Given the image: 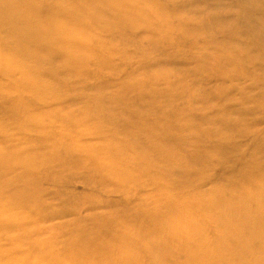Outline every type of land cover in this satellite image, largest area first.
Returning a JSON list of instances; mask_svg holds the SVG:
<instances>
[{"label": "bare ground", "instance_id": "obj_1", "mask_svg": "<svg viewBox=\"0 0 264 264\" xmlns=\"http://www.w3.org/2000/svg\"><path fill=\"white\" fill-rule=\"evenodd\" d=\"M221 2L210 3L221 8ZM206 7L179 3L170 11L155 0H0V99L5 103L0 119V264H30L24 254H16V248L40 238V224L51 222L41 212V206L51 208L45 204L48 195L38 186V178L70 171L94 177L99 185L114 183L126 195L119 203L125 206L126 217L139 216L138 225L146 223L153 233L140 227H114L120 216L117 209L107 213L98 209L89 216L60 210L53 216L65 221L51 226L52 234L60 235L59 247L52 249L59 255L43 248L48 247L41 242L46 240H36L41 243L32 245L38 264H226L238 251L245 253L248 263L264 264V132L261 140L241 147L234 144L233 131L219 130L220 126L214 130L212 119L194 114L216 102L233 125L253 117L245 126L256 128L254 115L262 106L253 91L261 80L252 74L247 83L237 72L261 64L262 57L251 54L253 45L239 55L244 41L224 30L198 45L194 33L202 22L182 15L183 11L207 13ZM232 7L245 21L237 28L248 32L249 39L264 41V0H239ZM213 14L208 13V19L225 29L217 18L220 13ZM127 32L144 34L150 45V51H141L139 40H134L142 55L135 63L129 62L124 48L102 40L115 36L121 45ZM183 44L201 59L215 60L211 66L217 68L218 81H213L211 90L203 87L209 76L188 87V73L177 63L165 64V59L174 60L166 50ZM111 57H121L119 64H130L129 71L115 74ZM88 66L97 68L91 75L107 78L104 87L77 86L75 79ZM228 77L232 82L228 94L212 98L216 90L225 88L220 81ZM65 83L69 90L63 94L60 88ZM160 83L164 90L158 89ZM184 90L192 108L189 114L169 106ZM76 104L80 111L75 115L70 109ZM229 115L217 117L222 127ZM56 119L65 123L53 125ZM115 128L123 139L108 136ZM77 134L96 140L77 144L73 141ZM118 141L133 144L135 156L124 155ZM174 153L184 157V171L172 168L179 164ZM223 153L230 155L224 163L216 159ZM217 166L222 167L214 180L217 185L204 194L193 181L204 176V169ZM41 168L48 171L41 174ZM162 171L171 175L169 183L176 187L175 207L158 197L155 186L165 183L158 180ZM181 175L188 179L186 184L177 180ZM149 201L156 203L151 207ZM30 212H37V219ZM240 223L244 233L232 234L231 227ZM247 239L248 247L243 246Z\"/></svg>", "mask_w": 264, "mask_h": 264}, {"label": "rangeland", "instance_id": "obj_2", "mask_svg": "<svg viewBox=\"0 0 264 264\" xmlns=\"http://www.w3.org/2000/svg\"><path fill=\"white\" fill-rule=\"evenodd\" d=\"M212 0H155V3L158 6L161 7H165L167 10L173 11L175 9V7L179 4V3H187L188 5H195L198 3L201 4H206V12L207 13H195V12H188V11H183V17L186 19H190V20H196V21H201L202 23H200L201 25L195 29V36H199L197 37V40H199L198 45L201 44H205L206 41H208V39L212 38H216V35H219L220 31L224 32H228L229 34L232 33H236V35H238L237 37L242 39L244 41V44L247 45V47L244 46L243 43H241L240 46V50L238 51L239 55L245 54L246 51H248V49L252 46L251 48V54H255L257 55L258 59L259 56L261 55L262 60H261V64H255L251 66L250 70H247L246 68H240L237 72V75H239L241 78H244V82H249V75H257L258 78H260L261 82L260 85L258 86V88H256L253 91V98L258 99L259 103L261 104L262 108H261V112L257 111L254 115V118H257V126L256 128H252V127H246L245 125L249 124L250 122H252V118L253 117H247L245 119L244 123H240L237 122L235 125H233L232 123V118L229 114H225L226 112L223 111L220 108V105L216 102H212V104L205 106L204 108H202L201 110H199L198 112H195L194 114L199 116V117H203V118H210L212 119L211 121V127L215 129H217V126H220L219 130L221 129H226L229 133H231V131H233V142L234 144H237L241 147H246L248 145H253L256 140H261V137L263 136L262 132H264V41H259V40H252L251 38L249 39V35L248 32H244V29L240 30L239 28H237V26H242L243 24H245L244 21V17L243 14H241L238 10H235L232 5L236 2H238L239 0H222L221 3L224 4V6H222L221 8H218L216 6H214L215 3H210ZM217 5V4H216ZM220 9V10H219ZM208 13H220L218 14L219 16H217V18H220V20H222V22H224V28L226 29H222V26H218L215 22H213L211 19L209 18ZM243 13V12H242ZM213 14V15H214ZM199 24V23H198ZM237 29V30H236ZM197 31V32H196ZM105 38H102V40L109 44V45H113L114 47L118 48V49H122L124 48L126 51V54L128 56H130V61L138 62L142 55L139 53L137 46H139L138 48L141 51H150V45L148 44V39L147 36H144V34L140 35V34H133V33H124L123 34V43L121 45H119L120 43H117L116 41H119L117 37L113 36V37H107L104 36ZM221 38V36H220ZM134 40H139L138 41V45H135ZM251 40V41H249ZM189 41V40H188ZM113 42V43H112ZM121 42V41H119ZM187 47H189L188 44H183L181 46H177L174 49H168L167 51V55L169 57H174V60L172 59H165V64H167L169 67L170 65H172L173 63H177L180 65V67L178 66V68L184 71V73H188V76L186 77V81L190 84H188L187 86L189 87L192 84H199L200 82H202V80L206 77H210L211 79H209L204 85V89L205 90H211V88L214 87V82L217 84L218 81V76L216 74L217 68H215V66H211V64L213 62H215L214 59L211 60H203L200 57H198V53L197 51H193L194 49L190 48L188 49ZM117 49V50H118ZM175 50V51H174ZM120 52V50H118ZM236 53V51H235ZM237 54V53H236ZM156 54H153L152 57L154 58ZM113 59V62L115 64V66L112 67V69L114 70V72H116L115 74H123L124 72L129 71V65H120L119 64V60L121 57H111ZM155 59L159 60L157 57H155ZM221 60V58H220ZM219 60V61H220ZM184 62L183 64L181 62ZM133 66V65H132ZM152 66V65H151ZM220 66H222L220 64ZM153 68V67H152ZM97 68L94 66H88L86 68V72L80 73L79 76L75 79V83L77 84L78 87L81 88H85L89 89L90 88V84L91 86H97L99 85V87H104V81L107 79L104 77V75H102V77H100V75L96 76V75H91L94 72L96 73ZM155 71V70H154ZM205 72V73H204ZM217 77L214 78V74ZM121 76V75H120ZM115 78V77H114ZM231 77L225 78L223 80H221L220 82H223L225 84V88L221 91V90H216V93L214 95V97L212 98H218L220 97V95H227L229 92V82H231ZM119 80L118 77L115 78V82H117ZM145 81V80H144ZM206 81V80H205ZM214 81V82H213ZM232 83V82H231ZM68 85L65 83V87L64 88H60L62 93L65 94V91H68L69 87H67ZM165 85L163 83L158 84V89L159 90H164L165 89ZM186 88V87H185ZM187 89V88H186ZM187 90H184L180 96L176 97L174 100L170 101V107L176 109V112H182L183 109H186V111L188 112V114L190 113V109H192L191 107L188 108V94L186 92ZM68 95L74 96L71 93H68ZM241 97V95L236 96V99H239ZM166 105V103H165ZM254 105V104H253ZM4 107H5V103L2 99H0V119L3 118L4 116ZM34 107L36 109H38L37 105H34ZM72 112L75 113L80 111V105L76 104V106H72V108L70 109ZM74 110V111H73ZM228 110V108H227ZM232 110L236 111L237 107L235 105L232 106ZM43 112H47V109L42 110ZM165 111V110H164ZM263 112V113H262ZM220 113L226 115H229L226 118V122L227 125L225 127H222V122L218 121L217 117H219ZM262 113V114H261ZM210 115H212L210 117ZM222 116V115H221ZM53 125H62V123L64 124L65 122H62L61 119H56V120H52ZM43 127L45 129H48V125H43ZM80 125L78 126V131L77 133L80 132ZM252 129L253 131L249 132L248 129ZM245 130L246 133L244 134L243 132H241L240 130ZM85 131L84 127L81 129V132ZM238 131V132H237ZM78 136V134L76 135ZM108 136H113L118 137L119 140L123 139L121 136H119V131L115 128L113 129V131L111 132V135ZM96 137L95 136H88V135H84V136H78L76 139L75 137L73 138V141L76 142L77 144H85V143H90L93 142ZM116 139V138H115ZM117 140V139H116ZM205 140V139H204ZM70 141V142H73ZM73 142V143H74ZM203 142H207L206 140ZM118 143L121 145V148L124 149V155L127 156H131L134 157L135 156V152H134V145L129 144V143H123L121 141H118ZM208 144H210V142H208ZM112 145L114 146V150L116 149V141H114L112 143ZM108 153V154H107ZM105 154L106 156H109V152L108 150H105ZM97 154L94 155V157H96ZM229 154L227 153H223L220 154L216 159L221 161V162H226L229 160ZM109 158H114V157H109ZM174 160H177L179 162L178 165L172 166V168H176V169H185V159L183 156H181L178 153H174L173 155ZM122 158H119L118 163L120 166V162H121ZM46 168H41V170L39 172H41V174H45L47 170H45ZM221 169L222 167L217 166L216 168H208V170L204 169L203 173L204 176L202 178H198L195 179L193 181V185H197V183H199L200 187L199 189L206 194L210 193L212 190L215 189V185L216 182L214 181L216 176H219L221 174ZM181 171V172H183ZM58 173V172H57ZM131 174V172L129 173ZM212 179V180H211ZM158 180L159 182H165L167 183V185H165V183L161 186L157 185L155 186L156 190L157 187L159 189V193H158V197L159 198H163L164 201L168 204H171L175 207L174 203L177 194L175 193V189L176 187H173L169 182L173 181L171 175H167L166 172L162 171L161 174H159L158 176ZM177 180L181 183V184H186V180H188L187 178H185V176L181 175L180 178H177ZM238 181V178L236 179V182ZM97 179H95L94 177H90V176H86L83 173H76V171H70V173H63V174H56V176L54 178H50V176H44L42 178H38V186L43 189V191L46 192V194L48 195V199H45V204L47 203V205L51 208V209H47L44 206H41V212L43 213V216H49V221L51 222H45L40 224L41 226L38 227V233H39V237L40 238H33L31 240H27L25 244L23 245H19L18 248H16V254L19 255H25V260L27 261L26 263H30L32 264H38V258L36 256V253L34 252V244H36L37 246H39L41 243L39 241L36 240H46V242L41 241L43 244L45 243L48 247H43L45 250L46 249H50L51 250V254L53 255H59V251L57 250H52V249H57V247H59V243L61 242L60 238H59V234L56 232L51 231V226L52 225H57L62 223L63 221H65V219L62 216H59L58 218H54L53 214L54 212L60 211L58 213H69V214H75L76 216L82 215V216H89L90 214H92V212L94 210H101V211H105L106 213L109 210L112 209H117L120 212V216L117 217L114 221V227H119L120 229L124 230L125 228H139L140 227V231H143L144 233L150 234L153 233L151 230V227L148 226L146 223L141 227L138 225V218L139 216H129L126 217V210H125V206L120 205L119 203L122 202L124 200V198L126 197L125 194L121 193L120 190H117V187L114 185V183L112 184H98L97 183ZM61 190V191H60ZM146 190L143 191V197L145 198V194H146ZM184 196H188V193H186ZM204 200V198H203ZM152 202L149 201V204H151ZM156 201H154L151 205V207H153L155 205ZM192 203V202H191ZM119 204V205H118ZM185 205H189V201L187 202V204ZM156 209V208H154ZM100 212V211H99ZM147 213V212H146ZM142 213H140L141 215ZM147 215V214H144ZM29 216L31 218H35L37 219V217L39 216V214L37 212H30ZM53 218V220H51ZM169 218V217H167ZM166 218V219H167ZM42 221V220H41ZM146 221V220H145ZM96 221H94L95 223ZM99 225H96L94 227H98ZM124 227V229H123ZM128 231V233L133 232L134 230H125ZM245 229H244V225L243 224H237L231 227L230 232L232 234H241L244 233ZM98 234H100L101 236L103 235L101 232H97ZM155 236V235H154ZM156 237V236H155ZM156 239V238H155ZM158 239V238H157ZM102 240H106L107 238H103ZM250 243V239H247L244 241V245L243 246H247ZM32 246V247H30ZM30 247V248H29ZM236 257H233L230 259V261L226 264H236V262L240 263H244V264H250L247 262L246 255L243 252H237L235 254ZM16 257V256H15ZM228 261V260H227ZM240 261V262H239ZM41 264V263H40ZM44 264H48V263H44Z\"/></svg>", "mask_w": 264, "mask_h": 264}]
</instances>
